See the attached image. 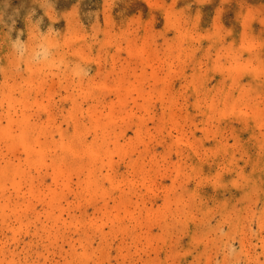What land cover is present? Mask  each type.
Returning <instances> with one entry per match:
<instances>
[{"label":"rangeland","instance_id":"rangeland-1","mask_svg":"<svg viewBox=\"0 0 264 264\" xmlns=\"http://www.w3.org/2000/svg\"><path fill=\"white\" fill-rule=\"evenodd\" d=\"M0 264H264V0H0Z\"/></svg>","mask_w":264,"mask_h":264},{"label":"clouds","instance_id":"clouds-1","mask_svg":"<svg viewBox=\"0 0 264 264\" xmlns=\"http://www.w3.org/2000/svg\"><path fill=\"white\" fill-rule=\"evenodd\" d=\"M18 47H19L20 49H23V47H24L23 42H20L19 45H18Z\"/></svg>","mask_w":264,"mask_h":264}]
</instances>
